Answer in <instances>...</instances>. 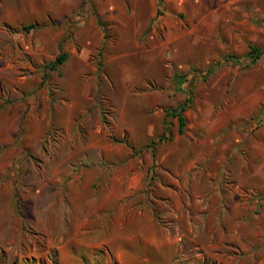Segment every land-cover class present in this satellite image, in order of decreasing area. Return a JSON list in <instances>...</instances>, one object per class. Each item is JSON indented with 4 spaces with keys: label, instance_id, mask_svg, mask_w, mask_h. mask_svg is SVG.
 <instances>
[{
    "label": "rangeland",
    "instance_id": "1",
    "mask_svg": "<svg viewBox=\"0 0 264 264\" xmlns=\"http://www.w3.org/2000/svg\"><path fill=\"white\" fill-rule=\"evenodd\" d=\"M123 1L0 0V264H264V0Z\"/></svg>",
    "mask_w": 264,
    "mask_h": 264
},
{
    "label": "trees",
    "instance_id": "2",
    "mask_svg": "<svg viewBox=\"0 0 264 264\" xmlns=\"http://www.w3.org/2000/svg\"><path fill=\"white\" fill-rule=\"evenodd\" d=\"M34 27V24L27 25L25 28L29 29ZM264 54V46L263 47H258L254 45L249 46V50L246 53V57L250 59V62L256 61L258 58H260ZM66 52H61L59 53L54 60L49 62V67L51 69L56 68V66L60 63H62L66 59ZM229 58L235 59L234 55H229ZM233 59V60H234ZM236 60V59H235ZM191 102V97H187L183 102L179 103L178 105L169 108L167 110V115L171 117H176L178 120V131L180 133L183 132L184 127H185V116L183 112L187 109Z\"/></svg>",
    "mask_w": 264,
    "mask_h": 264
},
{
    "label": "crops",
    "instance_id": "3",
    "mask_svg": "<svg viewBox=\"0 0 264 264\" xmlns=\"http://www.w3.org/2000/svg\"><path fill=\"white\" fill-rule=\"evenodd\" d=\"M154 1H155V0H150L151 3H153ZM129 2H130V5H131L132 7H136L137 4H138V2H141V1H140V0H130ZM165 2H166V0L162 1V4H164ZM119 6L127 7V6H128V3H127V1L124 0L123 3L120 4ZM163 6H164V5H162L161 8H162Z\"/></svg>",
    "mask_w": 264,
    "mask_h": 264
}]
</instances>
